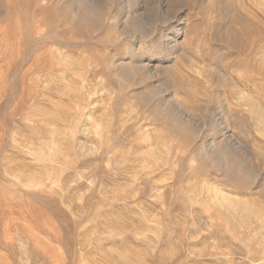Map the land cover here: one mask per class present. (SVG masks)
Masks as SVG:
<instances>
[{
    "label": "rangeland",
    "instance_id": "obj_1",
    "mask_svg": "<svg viewBox=\"0 0 264 264\" xmlns=\"http://www.w3.org/2000/svg\"><path fill=\"white\" fill-rule=\"evenodd\" d=\"M148 1L155 28L178 22L167 58L151 35L132 50L111 16L80 32L65 0H0V264H264L259 226L202 200L218 189L264 223V134L244 117L264 108V0ZM121 64L149 74L133 82ZM214 110L253 185L201 155L206 134L222 137ZM153 149L165 166L151 168Z\"/></svg>",
    "mask_w": 264,
    "mask_h": 264
},
{
    "label": "bare ground",
    "instance_id": "obj_2",
    "mask_svg": "<svg viewBox=\"0 0 264 264\" xmlns=\"http://www.w3.org/2000/svg\"><path fill=\"white\" fill-rule=\"evenodd\" d=\"M218 1H220V0H218ZM221 1H223V0H221ZM148 2H149L148 0H65V4H62V8H60V5H59V9L62 11L63 15H65L64 17H66L67 19L72 21L75 24V26L80 29V32H84L85 29L90 30V31L91 30H97L98 28L105 25V22L109 20L110 16L115 18L117 21L113 23L114 29L116 30V32L119 35H124V37L126 36L127 38H129V40L131 41L130 45L132 47H133V45H132L133 40L139 38L137 47H134L132 50L140 48L141 45L143 44L142 39H145V38L147 39L150 37V35H151L150 38H151L152 42H160L161 40L165 39L164 45H166V50H164V51H167L168 53L164 54V58H167L169 52L171 51L172 46L175 45V42L177 39L176 33L178 30V25H177L178 22L173 23L174 20H171V18H167L164 16V14H162L164 18L162 19V21L161 20L160 21L162 22L163 25L155 28L151 24V21L157 20L158 18L154 19V17H152V14L149 13L150 9H149V3ZM176 2L181 3L182 6L183 5L187 6L191 2H193V0H190V1L189 0H169L168 3H166L167 9H170L171 8L170 6H172L173 3L176 4ZM201 2H199V4ZM224 2H226V5H227V1L224 0ZM196 5H198V4H196ZM228 6H229V4H228ZM118 7L120 9L119 14L116 11H114ZM155 7L158 8L161 6L156 4ZM195 7L197 8V6H195ZM191 8H193V7H191ZM186 11H187V8H186ZM1 12H2V10H0V15H2ZM111 13H113V15ZM229 17H231V16H229ZM117 25H118V28H117ZM224 27H226V25ZM153 31H154V33H153ZM164 33H166V34H164ZM86 34H88V33H86ZM43 39H45V38H43ZM163 53H165V52H163ZM159 54H160V52H159ZM169 56H171V55H169ZM262 57H264V56H262ZM139 58H140V56H139ZM141 59H142V57H141ZM168 59H170V57H168ZM263 59H260V60H263ZM259 63H261V61ZM135 64H136V62H135ZM121 65L122 66H119V68H120L119 73L122 71L126 72V74L124 73V75L127 76L128 79L132 80L133 82L134 81L139 82L141 77L149 74L148 69L145 68L144 64H141V65L139 64L140 67L132 68L133 70L126 68V67H129V65H127L125 67H123L124 64H121ZM149 66H150V64H149ZM82 67H83V64H82ZM151 69H152V67H151ZM251 73H253V72H251ZM122 77H124V76L122 75ZM87 82H88V80H87ZM235 85H236V83H235ZM239 90H242V89H239ZM243 92L244 91H242V93ZM239 93H241V92H239ZM150 97L151 96L149 95V93L146 92L144 94L143 98L149 99ZM244 97L246 98V95ZM247 100H249V98H247ZM142 102H144V100ZM222 103H221V105H222ZM226 107H227V105H226ZM224 108H225V106H224ZM225 109H226V111H229L227 108H225ZM173 112H176V111H173ZM183 112H182V114H183ZM221 114L222 113L218 112V110H214L213 114L210 117V121L213 120L215 122L214 128L216 127L219 130L222 127V130H221L222 137H219L220 135L217 136L219 134L218 132L216 134H213V133L206 134V137L203 138L202 141L199 143L200 144V146H199L200 153L202 156H204V159H205V161H207L209 167L213 168L215 171L220 173V176H222L224 179H226V181H229L231 183H237V184H240L243 186L253 185L255 183V181H257L256 177H257L258 173L255 174L253 170L250 171L248 169L245 161L242 158H240L236 152H234V150H233L234 145L232 143V138H231L232 134L231 135L226 134L228 132V128H226V120H225L224 116H222ZM226 114H228V113L226 112ZM187 115L188 114H186V116ZM229 115H230V113H229ZM75 117L77 119L79 116L76 115ZM244 117L252 118V120L255 121L257 127L259 128L260 132H262L264 134V108H262L261 105L253 104L252 106H250L249 109H247V113L244 114ZM236 118L238 119L239 117L237 116ZM219 120H220V122L218 125L217 122ZM67 124L68 123H66V126L73 128L76 126L77 123L74 122V123H69L68 125ZM174 126L176 127V125H174ZM186 127H188V131L186 133L187 136L194 138L195 135H194L193 126L189 125ZM121 130H122V127H121ZM192 135H194V136H192ZM155 152L158 153L157 157L155 155ZM160 153H161L160 151L158 152V151L153 149V156L154 157H153V159L150 157L152 159L151 164H153V165L148 164L150 166H154L151 168H153V169L158 168L159 163L161 166L166 165V163H167L166 156L161 155L162 153L161 154ZM157 158H158V160H157ZM156 160H157V162H156ZM140 170H142V169H140ZM258 171H259V169H258ZM262 177L264 178V176H262ZM51 179H53V177H51ZM260 186L262 187V189L264 191V181L260 184ZM188 191L195 194V195H197L200 192L198 187H191ZM203 193H204V197L202 198V200L205 201L209 205V208H211L213 210V212H215L217 215H220L221 217H223L225 219H229V218H233V217H239L242 214L240 217L245 216L247 221H251V222L255 223L257 226H259L258 228L260 230H262V236H264V223H262V217H261V215L258 214V210L256 208L251 207V206L248 207L249 205H246L244 202L239 201L237 198H234L233 196H230L226 193L220 192L218 189L210 188L209 186L203 187ZM198 201H201V199L199 198ZM247 227H249V225Z\"/></svg>",
    "mask_w": 264,
    "mask_h": 264
}]
</instances>
